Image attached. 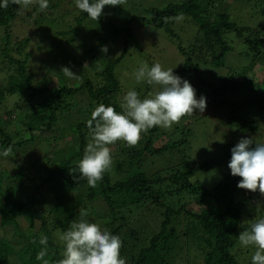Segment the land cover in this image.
<instances>
[{
  "label": "trees",
  "instance_id": "trees-1",
  "mask_svg": "<svg viewBox=\"0 0 264 264\" xmlns=\"http://www.w3.org/2000/svg\"><path fill=\"white\" fill-rule=\"evenodd\" d=\"M48 2L45 11L35 3L29 6V18L42 30L34 45L30 37L11 40L19 6L0 7V38L2 31L7 38L4 44L0 39V114L7 117H0V229L14 236L0 237V264H43L36 259L44 248L41 236L48 237L45 259L57 264L64 251L59 236L80 220L81 210L87 211L88 222L120 238L126 264H177L191 253L204 257L202 264H251L255 248L242 247L238 236L264 218L259 191L254 197V192L237 187L241 178L231 172L214 185L204 184L198 171L217 160L196 163L182 154L184 140H166L154 127L141 134L135 147L123 141L109 145L112 168L95 188L77 167L91 139V112L101 103L123 112L117 66L130 50L136 23L171 33L176 21L165 18L182 15L197 28L188 46L179 42L186 75L225 64L232 42L243 43L252 57L246 69L201 82L199 94L211 108L207 111L224 110L230 126L256 133L259 125L252 118L259 115L264 124V80L249 71L264 66V20L246 23L243 14L231 12L232 3L249 0H170L163 7H145L143 14L134 3L120 25L113 12L121 6H105L96 21L79 9L60 15V0ZM255 4L253 13L248 11L264 19V0ZM43 51L53 54L52 63L40 55L32 64L35 52ZM63 67L77 77H66ZM9 146L12 153L5 157ZM246 204L259 212L254 221Z\"/></svg>",
  "mask_w": 264,
  "mask_h": 264
},
{
  "label": "clouds",
  "instance_id": "clouds-1",
  "mask_svg": "<svg viewBox=\"0 0 264 264\" xmlns=\"http://www.w3.org/2000/svg\"><path fill=\"white\" fill-rule=\"evenodd\" d=\"M38 4L41 11L49 7L48 0H2L0 7L7 8L10 4L18 5V11L33 4ZM126 0H75V6L92 20H98L105 6H122ZM176 22L183 16L165 18ZM102 51L107 52V48ZM62 73L69 79L76 78L68 67L62 68ZM137 83L146 82L148 85L159 86L148 98L141 99L135 90H130L123 97L120 107L122 113L112 106L99 104L87 120L90 141L87 143L83 157L78 162L82 179H86L89 187L95 188L103 179L106 172L112 168L113 160L109 145L118 141L125 142L129 147H135L141 134L154 127L171 128L185 116H191L195 110L201 113L206 108V98L196 97V90L187 81L175 75L173 69L164 70L160 63L149 68L142 64L134 73ZM251 138H242L231 149V160L228 167L231 175L240 177L237 187L251 192L257 190L264 195V143H255ZM9 146L2 153L11 155ZM86 210L80 211V220L73 221L70 230L63 232L59 239L64 244L63 258L57 264H126L121 258L122 241L116 235L102 230L96 223L88 222ZM242 247L253 246L255 252L251 264H264V218L252 223L248 230L241 231L238 236ZM36 241L33 240V243ZM39 244L43 245L36 259L43 264H49L45 259L48 254V237L41 236Z\"/></svg>",
  "mask_w": 264,
  "mask_h": 264
},
{
  "label": "rangeland",
  "instance_id": "rangeland-1",
  "mask_svg": "<svg viewBox=\"0 0 264 264\" xmlns=\"http://www.w3.org/2000/svg\"><path fill=\"white\" fill-rule=\"evenodd\" d=\"M169 1L170 0H126V3L121 6L123 9L118 7L114 10V21L119 25L123 20L125 21V19L131 15L132 9L135 8L134 3H136L139 8L137 13L143 14L142 10L144 11L145 7H163ZM60 2L61 4L58 7L60 15H69L78 11V8L75 6V0H60ZM255 2L256 0H249L245 5L232 3L231 12L243 14L242 18L246 20V23L254 22L256 25L264 19L256 15L252 17L250 14V12L253 13L252 8L255 7ZM219 4L225 6L226 2H219ZM238 7L240 9H238ZM31 8L32 7H28L24 9L14 20L10 27L12 33L11 40H15L16 38L20 40L24 37H30V44L32 45L36 44L38 41L37 37L41 36L42 30L34 23L33 18H29ZM247 8L252 11L250 10L249 12ZM234 18L236 17L234 16ZM240 21L242 22L243 20ZM171 27L174 32L170 33L166 29L155 28L153 25L134 24V38L130 42V50L117 66V76L121 83V90L117 92V95L120 99L130 90H135L141 99L148 98L156 91L160 90L159 86L148 85L146 82H136L134 73L144 63H147L149 68L155 63H160L164 70L173 69L175 75L187 80L193 86L196 90V97L199 99L201 97L199 94L201 82L205 84V82H207L206 80H209L211 77H214L212 81L216 82L218 81L217 76L220 75V73L243 72L252 61V57L246 54V46L238 40L235 43L232 42L234 48L226 55L225 64L220 66L209 65L207 68H201L195 75H186V73L181 70L184 56L179 46L180 43L182 46H188L193 39L194 28L195 32L197 28L193 27L184 17L183 20L176 22L175 25L173 24ZM1 34L2 36L0 39L4 44L7 41L5 36L6 33L2 31ZM123 35L121 37H123ZM40 55L49 56V63H52L53 54L43 51L42 53L35 52L36 58L35 61L32 60V64H37ZM249 72V74L256 79L264 80V66L261 64H258L254 69L250 68ZM51 79L54 85L59 84L57 76L53 75ZM204 89H208V86H205ZM207 101L209 102L210 99L208 98ZM207 105L208 104H206V107L208 108ZM208 109L210 110L211 108ZM14 116L16 118V115ZM0 117H2V114H0ZM2 118L7 119L6 116ZM258 119L259 115H255V118H252L253 122L256 121L259 125V129L256 133H243L239 129L228 124L224 110L216 109L213 112H209L205 109L204 112L201 113L197 109L191 116L183 117L178 124H174L171 128L165 129L159 127V130L161 133L168 136H165L166 140H168L169 137L176 141L184 140L185 149L182 154L191 157L196 163L199 164L209 161L213 163L217 160L210 168L201 169L197 173L204 184L214 185L219 179L231 172L228 167L231 160V149L235 147L242 138L253 139L254 143L251 146H255V143H264V124L260 123ZM158 144L160 143L157 141V145ZM180 149L181 148H178V150ZM5 187H8L7 183ZM253 195L257 197L255 192ZM8 196L10 198L13 197V191L10 187L8 188ZM257 200L259 206H264V195H261L260 192ZM245 207L247 210L250 209L252 221H254L259 215V212L249 208L248 204H246ZM0 237L14 239L13 232L4 233L1 229ZM203 258L196 253L186 254L178 260L177 264H202ZM13 259V262H19L18 258L14 257Z\"/></svg>",
  "mask_w": 264,
  "mask_h": 264
}]
</instances>
